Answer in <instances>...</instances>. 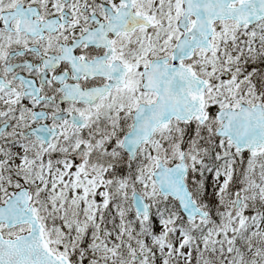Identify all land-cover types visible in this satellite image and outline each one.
Masks as SVG:
<instances>
[{
    "label": "snow or ice",
    "instance_id": "snow-or-ice-1",
    "mask_svg": "<svg viewBox=\"0 0 264 264\" xmlns=\"http://www.w3.org/2000/svg\"><path fill=\"white\" fill-rule=\"evenodd\" d=\"M0 264H264V0H0Z\"/></svg>",
    "mask_w": 264,
    "mask_h": 264
}]
</instances>
